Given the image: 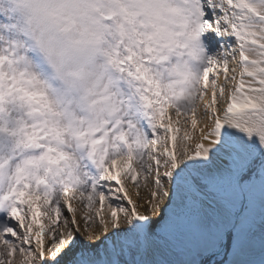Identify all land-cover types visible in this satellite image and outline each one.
Here are the masks:
<instances>
[{
  "label": "snow or ice",
  "instance_id": "6c2138e0",
  "mask_svg": "<svg viewBox=\"0 0 264 264\" xmlns=\"http://www.w3.org/2000/svg\"><path fill=\"white\" fill-rule=\"evenodd\" d=\"M0 264H264V0H0Z\"/></svg>",
  "mask_w": 264,
  "mask_h": 264
}]
</instances>
